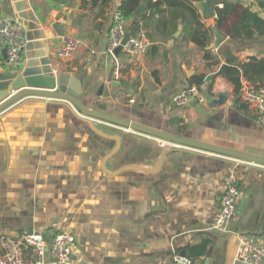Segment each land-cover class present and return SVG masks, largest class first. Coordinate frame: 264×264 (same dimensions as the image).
<instances>
[{
  "label": "crops",
  "instance_id": "1",
  "mask_svg": "<svg viewBox=\"0 0 264 264\" xmlns=\"http://www.w3.org/2000/svg\"><path fill=\"white\" fill-rule=\"evenodd\" d=\"M90 1L0 0V16L23 22L25 31L27 22L19 14L33 10L45 32L53 31L54 22L71 19L67 33L81 39L70 59L59 57L61 37L55 32L32 41L21 67L28 56L35 64L50 58L55 72L77 77L81 99L89 107L105 83L110 92L107 112L112 115L264 157V127L242 100L243 91L255 83L243 78L238 96L233 84L215 75L226 58L220 56L219 64L206 60L203 50L180 38L182 33L169 42L171 37L156 28L158 15L151 28L139 32L152 33L148 51L123 53L117 63L101 49L122 0H113L104 14ZM215 19L203 21L212 28ZM220 31L241 62L264 57V37L231 43L228 28ZM252 55L258 59H249ZM8 67L0 63V73ZM202 74L206 102L175 104L173 95ZM220 91H228L229 97L216 105L212 99ZM91 121L121 136L116 153L111 155L117 141L96 133ZM230 173L236 174L241 191L238 213L227 231L212 230ZM33 231L42 232L49 242L57 232L72 233L76 247L71 258L76 264H172L175 255L202 247L204 254L194 264L207 259L208 264H245L237 260V234L264 240V166L181 145L163 146L155 136L88 118L67 100L28 95L0 112V237ZM2 250L0 245V255Z\"/></svg>",
  "mask_w": 264,
  "mask_h": 264
},
{
  "label": "built area",
  "instance_id": "2",
  "mask_svg": "<svg viewBox=\"0 0 264 264\" xmlns=\"http://www.w3.org/2000/svg\"><path fill=\"white\" fill-rule=\"evenodd\" d=\"M119 6L113 13V24L107 43V55L115 57L117 63L119 56L114 54V50L122 44L128 32V21L125 20ZM24 31L23 22L12 23L0 16V63L8 66L22 64L26 44ZM60 37L61 42L57 53L61 59H70L78 52L81 39L70 33ZM150 45L151 40L146 35H129L128 41L123 45V53L130 56L144 55ZM4 49H7V59L3 57ZM172 100L177 105L188 106L205 103L207 97L196 85H191L176 92ZM242 100L254 109L259 123L264 127V88L245 89ZM160 142L163 146H180L165 140H160ZM236 161L263 166L245 160L236 159ZM240 195L236 174H228L225 177V189L220 196L218 210L212 221V230L227 231L230 221L237 216V201ZM237 235L239 238L237 260L245 264H264V240L249 234ZM0 245L4 249V253L0 255V264H76L71 258L73 249L76 247V238L67 231L55 233L50 242L42 232L38 231L26 232L17 236H2ZM48 252L51 257L47 259ZM172 264H194V261L187 255L177 254Z\"/></svg>",
  "mask_w": 264,
  "mask_h": 264
},
{
  "label": "water",
  "instance_id": "3",
  "mask_svg": "<svg viewBox=\"0 0 264 264\" xmlns=\"http://www.w3.org/2000/svg\"><path fill=\"white\" fill-rule=\"evenodd\" d=\"M64 2L66 0H60ZM233 2H250L251 0H231ZM195 6L199 9L201 17L204 20H209L217 17V8L221 5L217 3V0H201L195 2ZM145 4L141 3L136 10V17L142 18L145 13ZM253 11L259 12L256 5H253ZM264 18V13H259ZM20 18H23L27 22V30L24 32L26 38V44L24 47L25 56L27 57V51L30 50L31 42L35 40H43L49 37H53L54 32L58 36H63L67 33V27L71 26L73 21L71 19L56 21L52 24L53 31L45 32L42 27V20L35 15L34 11L27 13L23 11L19 14ZM17 19H14L12 23H17ZM183 25L182 19L177 31L169 39V42H174L177 37L182 33ZM215 39L208 46L209 49L219 48L226 40V36L221 31L213 26L212 27ZM129 39V32L125 34L122 44L116 47L114 54L120 56L123 54V45ZM107 39L102 42V54L107 55ZM3 57L7 59V49L3 50ZM31 56H28V61L25 67L9 66L5 72L0 73V112L5 108L28 95H37L47 98L64 99L71 102L79 111L86 117L96 121H103L113 123L115 125L127 128L129 130L145 133L151 136H155L160 140H165L171 144L186 146L198 150H203L219 155L227 156L232 159L245 160L254 163H258L264 166V157L253 155L235 149H230L218 145H213L204 141L191 139L186 136L177 135L175 133L166 132L163 130L155 129L137 122H133L127 119H122L107 112L106 98L110 97L108 85L101 84L98 87L96 95L99 97L94 102V107H89L81 99L83 92L82 84L75 75L67 72H55L50 58H47L41 64H35L31 60ZM251 60H257V56H249ZM111 85L116 86V82H112ZM229 97L228 91H220L215 93V97L212 99V103L216 105H222ZM90 126L93 130L103 137L114 139L117 141V145L112 150V154L116 153L120 147L121 136L116 134H109L102 131L93 121L90 122ZM167 149L164 148L163 156L166 155ZM107 159L103 162V166L106 168ZM207 259L205 264H208Z\"/></svg>",
  "mask_w": 264,
  "mask_h": 264
},
{
  "label": "trees",
  "instance_id": "4",
  "mask_svg": "<svg viewBox=\"0 0 264 264\" xmlns=\"http://www.w3.org/2000/svg\"><path fill=\"white\" fill-rule=\"evenodd\" d=\"M197 1L201 0H122L119 9L125 20L130 23L128 30L130 36H137L142 29L151 28L158 15L156 19L158 32L164 37H172L180 24L179 19H182L184 28L180 38L187 37L204 51L206 60H213L215 64L220 63V56L225 57V63L221 64L215 75L223 76L233 84L238 96L242 91L243 78L255 83L256 90H260L264 86V57L258 61L241 62L237 54L233 52L232 46L227 43H223L217 53H214V49H209L214 33L212 28L203 21L199 9L195 6ZM90 2L94 7L100 5L101 13L104 14L111 7L113 0H91ZM141 3L145 4L146 11L143 17L138 19L136 10ZM217 3L222 6L217 8L216 27L219 30L228 28L231 43L235 39L264 37V18L259 14L264 13V0L250 2L217 0ZM253 5L257 6L259 12L253 11ZM230 18H232L231 24L226 26ZM147 35L149 39H152V33L149 32ZM204 81V74L193 76L191 85H196L201 90ZM204 251L205 248L202 247L197 252L191 250L181 254L191 257L194 261L203 255ZM3 253L4 249L1 255Z\"/></svg>",
  "mask_w": 264,
  "mask_h": 264
}]
</instances>
